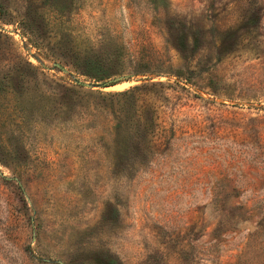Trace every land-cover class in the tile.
<instances>
[{"label": "rangeland", "instance_id": "374dc122", "mask_svg": "<svg viewBox=\"0 0 264 264\" xmlns=\"http://www.w3.org/2000/svg\"><path fill=\"white\" fill-rule=\"evenodd\" d=\"M137 70L168 85L118 159ZM61 263L264 264V0H0V264Z\"/></svg>", "mask_w": 264, "mask_h": 264}, {"label": "trees", "instance_id": "16d2710c", "mask_svg": "<svg viewBox=\"0 0 264 264\" xmlns=\"http://www.w3.org/2000/svg\"><path fill=\"white\" fill-rule=\"evenodd\" d=\"M76 64L75 69L80 74L91 78L95 83L100 84L101 87L116 84L120 80L106 82L108 67L105 61L98 57L84 54L80 57ZM136 74L144 75L140 82L134 84L124 90L100 92L102 100L108 101L110 109L114 111V133L113 143L116 157L118 159H128L133 151L143 150V146L147 149L154 143L152 120L154 114L150 105L139 104L141 96L149 93L154 88H162L167 86L168 83L164 81H154L153 77L148 76L150 73L160 75L158 72H149L148 70H137ZM85 84L76 83V86L68 87L65 90L68 101H74L78 98L79 101L86 96H90V92L84 90ZM107 103V102H106ZM117 108H114V105ZM114 109V110H113Z\"/></svg>", "mask_w": 264, "mask_h": 264}, {"label": "water", "instance_id": "95a60500", "mask_svg": "<svg viewBox=\"0 0 264 264\" xmlns=\"http://www.w3.org/2000/svg\"><path fill=\"white\" fill-rule=\"evenodd\" d=\"M98 86H101V85H98ZM62 264V263H61Z\"/></svg>", "mask_w": 264, "mask_h": 264}]
</instances>
